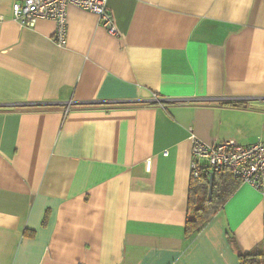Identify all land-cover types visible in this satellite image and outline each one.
Instances as JSON below:
<instances>
[{"label":"crops","instance_id":"obj_1","mask_svg":"<svg viewBox=\"0 0 264 264\" xmlns=\"http://www.w3.org/2000/svg\"><path fill=\"white\" fill-rule=\"evenodd\" d=\"M23 1L0 0V264L264 251V190L248 182L186 230L191 135L264 140V0H108L115 33L70 3L65 45L53 19L14 18Z\"/></svg>","mask_w":264,"mask_h":264},{"label":"built area","instance_id":"obj_2","mask_svg":"<svg viewBox=\"0 0 264 264\" xmlns=\"http://www.w3.org/2000/svg\"><path fill=\"white\" fill-rule=\"evenodd\" d=\"M108 0H24L13 5L14 18L23 26H34L40 18L53 19L56 29L53 40L59 45L67 43L68 17L70 3L81 5L96 13L102 24L111 33L116 32L112 15L107 6ZM154 99L163 103V99L154 95ZM193 177L202 173L211 175L217 171H230L244 182L251 183L264 190V140L249 145H241L235 140L206 143L195 134L191 135ZM147 167H151L150 159Z\"/></svg>","mask_w":264,"mask_h":264},{"label":"trees","instance_id":"obj_3","mask_svg":"<svg viewBox=\"0 0 264 264\" xmlns=\"http://www.w3.org/2000/svg\"><path fill=\"white\" fill-rule=\"evenodd\" d=\"M210 178H212V184H210ZM242 182V179L228 170L217 171L212 175L205 172L198 177H193L189 190V203L193 210L186 222L187 235L191 236L201 230ZM239 260L240 264H264V251L241 252Z\"/></svg>","mask_w":264,"mask_h":264},{"label":"water","instance_id":"obj_4","mask_svg":"<svg viewBox=\"0 0 264 264\" xmlns=\"http://www.w3.org/2000/svg\"><path fill=\"white\" fill-rule=\"evenodd\" d=\"M210 184H212V178H210ZM211 191H212V187L210 188V197H211Z\"/></svg>","mask_w":264,"mask_h":264}]
</instances>
